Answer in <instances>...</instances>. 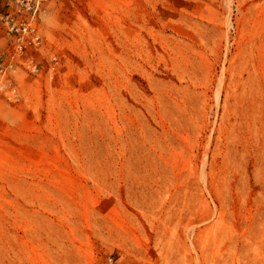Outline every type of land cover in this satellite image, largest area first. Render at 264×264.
I'll list each match as a JSON object with an SVG mask.
<instances>
[{
  "label": "rangeland",
  "instance_id": "374dc122",
  "mask_svg": "<svg viewBox=\"0 0 264 264\" xmlns=\"http://www.w3.org/2000/svg\"><path fill=\"white\" fill-rule=\"evenodd\" d=\"M0 264H264V0H0Z\"/></svg>",
  "mask_w": 264,
  "mask_h": 264
},
{
  "label": "bare ground",
  "instance_id": "6f19581e",
  "mask_svg": "<svg viewBox=\"0 0 264 264\" xmlns=\"http://www.w3.org/2000/svg\"><path fill=\"white\" fill-rule=\"evenodd\" d=\"M231 8V7H230ZM229 11V10H228ZM228 11H227V13H226V24H227V27L228 26H230V24H231V20H230V17H229V13H228ZM217 91H219V90H217ZM218 99V98H217Z\"/></svg>",
  "mask_w": 264,
  "mask_h": 264
}]
</instances>
